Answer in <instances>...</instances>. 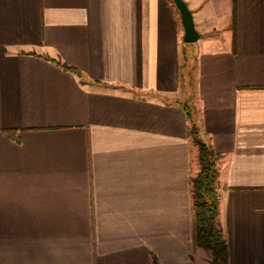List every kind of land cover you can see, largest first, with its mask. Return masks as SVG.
<instances>
[{"label": "crops", "instance_id": "crops-1", "mask_svg": "<svg viewBox=\"0 0 264 264\" xmlns=\"http://www.w3.org/2000/svg\"><path fill=\"white\" fill-rule=\"evenodd\" d=\"M184 1L191 43L172 0H0V264H218L186 101L226 264H264V0Z\"/></svg>", "mask_w": 264, "mask_h": 264}, {"label": "trees", "instance_id": "trees-1", "mask_svg": "<svg viewBox=\"0 0 264 264\" xmlns=\"http://www.w3.org/2000/svg\"><path fill=\"white\" fill-rule=\"evenodd\" d=\"M57 63L59 61L56 60ZM64 68L72 67L60 63ZM188 125V136L197 146L198 171L190 179L192 231L191 239L194 246L210 251L212 261L218 264L227 262V245L217 222L218 198L216 197V164L218 154L211 146L201 140L199 126L194 118L191 106L183 102ZM151 264H157L155 260Z\"/></svg>", "mask_w": 264, "mask_h": 264}, {"label": "water", "instance_id": "water-1", "mask_svg": "<svg viewBox=\"0 0 264 264\" xmlns=\"http://www.w3.org/2000/svg\"><path fill=\"white\" fill-rule=\"evenodd\" d=\"M172 1L178 11L180 24L183 30L181 35L182 42L190 43L196 41L199 37V32L195 27L191 10L184 0Z\"/></svg>", "mask_w": 264, "mask_h": 264}, {"label": "rangeland", "instance_id": "rangeland-1", "mask_svg": "<svg viewBox=\"0 0 264 264\" xmlns=\"http://www.w3.org/2000/svg\"><path fill=\"white\" fill-rule=\"evenodd\" d=\"M175 10H176V8H175ZM176 16H177V18H178V19H180V18H179V14H178V11H177V10H176ZM190 43H191V42H190ZM207 255H208V257H210L209 259H212V256H211V253H210V251H208Z\"/></svg>", "mask_w": 264, "mask_h": 264}, {"label": "built area", "instance_id": "built-area-1", "mask_svg": "<svg viewBox=\"0 0 264 264\" xmlns=\"http://www.w3.org/2000/svg\"><path fill=\"white\" fill-rule=\"evenodd\" d=\"M219 195H217V197H218Z\"/></svg>", "mask_w": 264, "mask_h": 264}]
</instances>
